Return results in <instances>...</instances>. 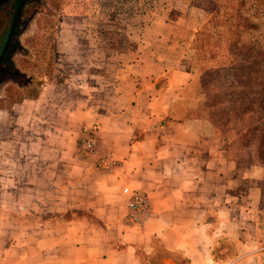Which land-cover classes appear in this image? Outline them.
<instances>
[{"label":"crops","instance_id":"crops-1","mask_svg":"<svg viewBox=\"0 0 264 264\" xmlns=\"http://www.w3.org/2000/svg\"><path fill=\"white\" fill-rule=\"evenodd\" d=\"M153 5L126 49L89 55L61 38L62 80L0 110V264H139L135 248L151 254L152 239L186 264L254 259L261 169L240 165L207 120L188 116L204 11L187 0ZM90 135L111 171L79 156ZM132 191L149 203L136 225L123 221ZM72 212L99 226L64 218ZM218 237L237 241L232 259L212 260Z\"/></svg>","mask_w":264,"mask_h":264},{"label":"rangeland","instance_id":"rangeland-1","mask_svg":"<svg viewBox=\"0 0 264 264\" xmlns=\"http://www.w3.org/2000/svg\"><path fill=\"white\" fill-rule=\"evenodd\" d=\"M153 1L30 0L21 9L18 30L15 33L14 44L9 54V69L0 75V110L9 109L23 100L35 98L40 91V85L45 81L62 80L64 74L61 66L65 64L60 59L61 48L59 45H61L60 39L62 38L64 41L66 35H68L67 38L69 36L73 38V42L76 38L75 46L80 50L89 51V55L100 54V52L110 49L119 51L126 49L128 38L138 32L143 21L149 20L154 10ZM187 1L200 6L205 14L204 23L197 32L209 28L213 32L224 31L225 28L216 27L225 23L222 22L224 14H229L240 20L246 19L247 24L255 25L254 30L250 29L241 34L243 41L251 40V38L257 39L258 34L264 32V15L256 17L251 14L250 0ZM3 17L4 23L2 22L3 24L0 25V48L9 27L11 18L9 10L3 14ZM65 26L70 29L63 31ZM195 39L196 34L191 45L192 58L188 64V70L196 76V86L192 97H189L193 98L195 104L192 113H189L188 116L207 120L212 126L214 138L228 143L230 149L234 151L231 153L240 165L247 168L255 164L261 169L260 203L255 223V257L250 259L247 264H264V155L259 153L260 143H257L259 138H250L253 136L249 134L246 138L237 136L234 140L232 139L233 135L224 129L225 118L222 117L221 120H217L216 125H213L211 119L200 112L205 107L206 100L200 90L198 66L194 61ZM211 46V42H206L203 48L213 51ZM91 58L93 57L91 56ZM91 58H84L85 63L91 62ZM231 134L233 133L231 132ZM231 142L235 143L231 146L229 144ZM126 203L123 221L128 224ZM64 218L83 220L93 227L99 226L94 218L79 212H72ZM211 221L213 222V219ZM150 247L153 251L149 255H145L140 247L135 248L139 264H158V261L162 259L172 260L176 264H186L179 254L167 252L156 239H152ZM238 249L237 241L218 237L212 248V260L219 263L232 259L238 253Z\"/></svg>","mask_w":264,"mask_h":264},{"label":"trees","instance_id":"trees-1","mask_svg":"<svg viewBox=\"0 0 264 264\" xmlns=\"http://www.w3.org/2000/svg\"><path fill=\"white\" fill-rule=\"evenodd\" d=\"M250 3L252 15H264V0ZM222 22L216 27L224 31L209 28L196 33L194 61L206 100L200 112L213 125L225 118L224 129L232 139L249 134L259 138V153L264 155V32L257 39L243 41L241 34L254 30L255 25L229 14H224ZM206 42H211L213 51L203 48Z\"/></svg>","mask_w":264,"mask_h":264},{"label":"built area","instance_id":"built-area-1","mask_svg":"<svg viewBox=\"0 0 264 264\" xmlns=\"http://www.w3.org/2000/svg\"><path fill=\"white\" fill-rule=\"evenodd\" d=\"M98 142L93 135L86 136L78 142V154L80 157H91L95 160V165L102 171H111L115 162L106 156L98 153ZM126 221L128 224H136L146 216L149 210L147 197L139 192L132 191L126 203Z\"/></svg>","mask_w":264,"mask_h":264},{"label":"flooded vegetation","instance_id":"flooded-vegetation-1","mask_svg":"<svg viewBox=\"0 0 264 264\" xmlns=\"http://www.w3.org/2000/svg\"><path fill=\"white\" fill-rule=\"evenodd\" d=\"M22 1V0H0V25L4 23V17H3V14L9 10V13L11 14V18H10V22H9V27L7 29V34L5 36V39H4V42L7 38V35H8V32L12 26V23H13V20H14V16H15V13H16V10H17V6L19 4V2ZM30 0L26 1L23 6L28 3ZM22 6V7H23ZM22 7L20 8L18 14H17V17L15 19V22H14V26H13V30H12V34H11V37H10V40H9V43L7 45V48L6 50L4 51L1 59H0V75H2V73L6 70V69H9V54L11 52V48L13 47V39H14V36H15V33L17 32L18 30V23H19V20H20V16H21V9ZM3 22V23H2ZM1 27V26H0ZM4 42L0 48V54H1V51H2V48H3V45H4Z\"/></svg>","mask_w":264,"mask_h":264},{"label":"water","instance_id":"water-1","mask_svg":"<svg viewBox=\"0 0 264 264\" xmlns=\"http://www.w3.org/2000/svg\"><path fill=\"white\" fill-rule=\"evenodd\" d=\"M26 1H28V0H22L21 3L19 4V6L17 7V10H16V13H15V16H14V20H13L12 26H11L9 32H8L7 38H6L5 42H4V45H3V48H2V51H1V54H0V59H1V57H2V55H3V53H4V51H5L6 48H7L8 43H9V40H10V37H11V34H12V30H13V26H14V22H15V19H16V17H17V14H18L20 8L23 6V4H24Z\"/></svg>","mask_w":264,"mask_h":264}]
</instances>
